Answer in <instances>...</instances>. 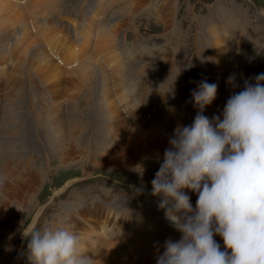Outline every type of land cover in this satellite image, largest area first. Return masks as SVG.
<instances>
[{
    "label": "rangeland",
    "instance_id": "374dc122",
    "mask_svg": "<svg viewBox=\"0 0 264 264\" xmlns=\"http://www.w3.org/2000/svg\"><path fill=\"white\" fill-rule=\"evenodd\" d=\"M13 1L16 9L0 16L6 25L16 18L7 30L0 25V166L39 165L45 174L28 205L0 218V264H28L24 234L32 227L66 226L79 234L100 226L104 210L119 215L116 230L123 239H180L158 207L161 198L152 195L163 151L149 150L138 164L120 162L121 156L106 150L113 143L110 118H123L120 131H126L133 109L145 114L134 120L138 132L154 138L173 134L178 120L193 123L198 109L191 93L204 80L217 85V95L203 114L210 121L222 118L233 93L229 75L235 74L238 92L245 80L255 83L264 73V0H55L48 7L43 0ZM37 24L63 41V49L35 37ZM50 48L58 58L48 56ZM69 48L80 51L77 58L62 61ZM49 65L58 74L50 77ZM72 116L83 127L82 152L62 165L52 125L65 136ZM138 145L137 160L145 149ZM184 193L195 208L197 195ZM75 204L83 206L80 218L65 214ZM139 214L145 227H154L135 231ZM214 239L223 250L222 238ZM163 251L164 246L147 264H156Z\"/></svg>",
    "mask_w": 264,
    "mask_h": 264
},
{
    "label": "clouds",
    "instance_id": "9594fccd",
    "mask_svg": "<svg viewBox=\"0 0 264 264\" xmlns=\"http://www.w3.org/2000/svg\"><path fill=\"white\" fill-rule=\"evenodd\" d=\"M252 79L237 92L236 76L229 75L233 93L222 118L211 121L203 112L217 85L204 80L191 93L198 109L193 123L175 127L151 182L159 209L181 233L164 242L156 264H264V73ZM5 180L0 176V185ZM185 189L197 195L195 208ZM24 237L28 264H93L70 227L34 226Z\"/></svg>",
    "mask_w": 264,
    "mask_h": 264
},
{
    "label": "bare ground",
    "instance_id": "6f19581e",
    "mask_svg": "<svg viewBox=\"0 0 264 264\" xmlns=\"http://www.w3.org/2000/svg\"><path fill=\"white\" fill-rule=\"evenodd\" d=\"M43 1H44L43 4L47 7L52 6L53 4L55 6V0L52 1L53 3H51L50 0H43ZM41 3L42 2H40V4ZM17 5H19V4H14L13 0H0V16L7 15L11 11H14V9H16L15 7H17ZM29 15H31V14H29ZM15 19L9 20L7 18V20H9V21L7 22V25H6V23L5 24L3 23L4 27L1 30H7L8 28H10L12 26V21ZM14 22L15 21H13V23ZM33 22L30 24L32 25ZM3 24L0 22L1 26ZM37 26H38V24H37ZM37 26H35L34 30H33L35 37L40 39L45 44L48 43V48H49V46L50 47L55 46L56 49H59L60 47H62V49H63V46H64L63 41L61 42V41H58L57 39L52 38L51 34L49 32H47V29H42L43 27L41 28L39 26H38L39 27L38 28ZM29 27H30V25H29ZM19 28H21V27H19ZM27 28H28V26L26 27V25L25 26H24V24L22 25V31L24 34H25V31L27 30ZM25 35L30 36V33L28 32ZM106 40H108V36L105 37L104 39H102L103 42H105ZM51 52L53 54V57L51 56ZM53 52H54V49H52V50H51V48L48 49V56L51 57L52 59L58 58L57 57L58 54L54 55L55 53H53ZM77 52H80V51H78V49H76V48H69L67 50H64V54H62L59 58H61L62 61L63 60L69 61L71 57L77 58V56L75 55V54H77ZM110 53H108V54H110ZM108 54H107V56H108ZM46 56H47V54H46ZM112 57H111V59H113ZM49 61H51V60H49ZM50 65H49L50 70H48V71H49V76L51 77V76H54L55 74H58V73L56 72L57 69L54 68L56 66L53 67L54 70H51ZM56 78L58 79L57 75H56ZM18 86H19V84H18ZM9 94H11V93H9ZM17 94H18V92H17ZM130 110H131V112L127 113L126 119L130 118L131 123L129 122V124L133 128H131V126H130L129 129H127L126 131L124 130L125 132L120 131L121 129L123 130V127H124L122 125V123L125 122L123 120V118H122L123 122L117 114H113L112 116H114V115L115 116L110 118V120H111L110 121L111 122L110 123L111 131L110 132L112 133L111 139L113 140V143H111V145H109L110 147L107 146L106 150L109 151L111 149L112 151H114V153L118 154L117 157L121 156L118 158V159H120V162H122V160L124 159L123 163L133 165L134 163H137L139 160L142 161V159L145 158L146 153L147 154L149 153L148 152L149 150L152 151L155 149L156 153H158L159 150H160V153H162V151L164 153L165 149L169 147V138L172 136V133L170 134V132H162L158 135V137L154 138V136H150L146 133L138 132L136 130V127H135L136 121H134V120L138 115L143 116L144 113L142 114V112H139V111L138 112L132 111L133 109H130ZM208 112L210 113L211 109L210 110L208 109ZM111 113H113V112H111ZM121 117H122V115H121ZM161 117H162V115H161ZM81 118H82V116H81ZM161 120H163V119H161ZM80 122H81V120L79 117H77V119H76V117L72 116L71 118L68 119V125H67L68 127H67V133H66L68 135V137H67L68 140H66V141H65L66 134H65V136L62 135L61 132L56 129V127H57L56 124L52 125V131H53V134H54L55 140H56L54 142H57V146L60 149L59 153H61L60 155H61L62 165H65V162H67V160H69L70 157L77 155V154H80L82 152V150L79 147V140H80L82 128H83V127H81ZM160 122H162V121H160ZM132 123H133V125H132ZM178 124L181 125L180 120L175 122V124H173V126L176 127ZM170 125H172L171 122H170ZM134 127H135V129H134ZM175 127H174V129H175ZM108 129H110V128L108 127ZM124 129H125V127H124ZM138 142L142 143V145L145 147V149L142 151V152H144V155L142 154L137 160V156L139 154V152L136 150L137 147L139 146ZM127 156H130V157L127 158ZM147 161H149V160H147ZM155 163H156V161H155ZM19 165H21V164H19ZM19 165L14 166V167H10V168L6 167V166H0V176H3L6 178L5 183L3 185H0V218L7 219V217L10 216L12 213L13 214L16 213V209H22V206L28 205V203L31 202L32 195L36 191V187L39 186V183L45 174L44 170L41 169L42 167H39V165H32V166H19ZM14 208H16V209H14ZM76 208H79L78 209L79 211H77ZM65 210H67V213H65V214L70 213L71 216L74 215V216H77L79 218H80L81 212H84L83 206L82 205H76V204L73 205L72 207L68 206V208ZM103 212H104V214H103L104 218H103L100 226H97L94 223L88 227H85L86 229L84 228L78 234L81 238V251L84 253H87V255L93 259V264H147L148 259L152 256H155V254H158L160 252V250L163 248L164 242L167 239L155 237V235H151L150 237H147L146 239H140V238H135V237L130 238L129 240L126 238L123 239L125 237L122 235L123 232L122 231L119 232V230L118 231L116 230L118 227L117 226V219L119 218V215L116 214L115 212L110 211V210H104ZM136 213H138V212H136ZM141 217L142 216L140 214L135 216V218H137V220H136L137 222H135V225H134L135 231H140L137 229H141V228L145 227L146 222L145 221L144 222L139 221V220H142ZM83 222L86 223L85 220ZM122 223L124 224L125 220H123ZM150 225H151V223L150 224L148 223L145 228L149 227L152 229L154 227V225H153V227H151ZM119 239H121V240H119ZM178 240L179 239H176V241H178ZM3 255L5 258L6 252H4Z\"/></svg>",
    "mask_w": 264,
    "mask_h": 264
}]
</instances>
